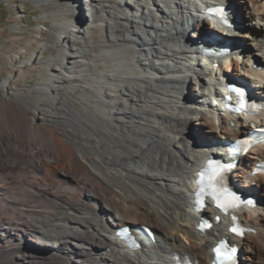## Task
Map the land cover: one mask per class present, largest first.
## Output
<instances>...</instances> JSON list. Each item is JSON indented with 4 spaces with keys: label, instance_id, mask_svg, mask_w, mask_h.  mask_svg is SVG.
<instances>
[{
    "label": "bare ground",
    "instance_id": "6f19581e",
    "mask_svg": "<svg viewBox=\"0 0 264 264\" xmlns=\"http://www.w3.org/2000/svg\"><path fill=\"white\" fill-rule=\"evenodd\" d=\"M207 1L63 0L52 15L57 34L43 45L54 55L25 60L16 74L24 79L36 71V98L21 97L9 113L0 102V257L21 264H170L175 253L210 263L230 221L221 217L210 230H197L194 172L209 154H226L223 139L264 123L262 111L239 116L232 129L233 116L217 100L222 77L248 82L264 98V0H218L234 5L241 23L232 20V28L207 19ZM78 9L80 20L72 16ZM95 31L106 43L94 45ZM207 31L238 41L241 55L213 70L200 55ZM17 56L8 55L7 65ZM251 60L262 67L260 76ZM32 104L40 125L29 117ZM258 159L264 145L241 157L231 174L257 198L237 211L250 230L233 238L240 264H251L253 252L264 256V174L250 175ZM215 213L208 207L203 214ZM139 225L152 226L155 241L144 238L129 250L115 231ZM24 242L42 252L27 253Z\"/></svg>",
    "mask_w": 264,
    "mask_h": 264
},
{
    "label": "rangeland",
    "instance_id": "374dc122",
    "mask_svg": "<svg viewBox=\"0 0 264 264\" xmlns=\"http://www.w3.org/2000/svg\"><path fill=\"white\" fill-rule=\"evenodd\" d=\"M41 3L42 1L39 0H0V102L3 103L8 113L13 109L11 106L14 104L21 107V97L23 100L36 98L37 92L30 93V91L39 82L37 73L34 70H28L24 79H17L16 74L21 63L25 60L42 62L54 55L51 48H45L43 45L50 39L51 34H57L52 30V15L62 8L63 0ZM72 16L80 20L79 9L77 14ZM93 35L94 45L99 46L101 43H106L105 33L104 37L99 31H95ZM14 54L19 55L16 61L7 65V56ZM94 54L96 53L94 52ZM8 77L11 78L10 86L6 89L2 84ZM17 96L20 97V100L16 99ZM45 106L49 107L48 104ZM29 117L35 125H40L33 104L29 108ZM193 136L198 140L195 134ZM25 247L27 253L28 251L35 254L42 252L29 243H25ZM251 256V264H259V259H264V256L255 252ZM0 264H21V261L17 258L14 259L13 256L0 257Z\"/></svg>",
    "mask_w": 264,
    "mask_h": 264
},
{
    "label": "snow or ice",
    "instance_id": "6c2138e0",
    "mask_svg": "<svg viewBox=\"0 0 264 264\" xmlns=\"http://www.w3.org/2000/svg\"><path fill=\"white\" fill-rule=\"evenodd\" d=\"M212 11L215 15H218L220 17L221 22L227 25V22L224 20L223 9H215ZM232 90L237 92V94L243 98L245 94L243 90L236 88ZM241 143H245V141H242ZM215 164H217V162H210V167H212ZM223 168H224L223 165H218V167L213 173L214 175L219 177V180L217 182L220 183L221 185L223 182V175H222ZM224 192L226 193V200L224 203L218 204L219 207L222 208L231 207V206H235L238 202H240L241 198L235 193L229 192L227 189H225ZM246 202L252 204L251 200H247ZM232 231L238 235L242 234V231L237 228H233ZM213 251L215 253L216 264H235L236 249L232 247H228V245L225 242H221Z\"/></svg>",
    "mask_w": 264,
    "mask_h": 264
}]
</instances>
